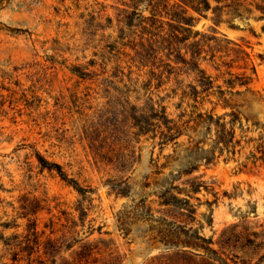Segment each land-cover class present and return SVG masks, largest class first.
<instances>
[{
  "label": "rangeland",
  "instance_id": "374dc122",
  "mask_svg": "<svg viewBox=\"0 0 264 264\" xmlns=\"http://www.w3.org/2000/svg\"><path fill=\"white\" fill-rule=\"evenodd\" d=\"M215 18L0 0V264H264V18Z\"/></svg>",
  "mask_w": 264,
  "mask_h": 264
},
{
  "label": "trees",
  "instance_id": "16d2710c",
  "mask_svg": "<svg viewBox=\"0 0 264 264\" xmlns=\"http://www.w3.org/2000/svg\"><path fill=\"white\" fill-rule=\"evenodd\" d=\"M212 1L215 3V5H213V6H210L209 0H180V2L184 6H189L190 8H193L195 11H203V10L211 9L213 14L217 17V18H215L217 23L220 22L219 21L220 19H218V18L221 17L222 15H226L228 17L227 18L228 22H231L233 20V18L245 19V18L249 17L254 12H257L258 16L260 18H264V0H212ZM173 5H174V7L180 6L178 3H174L171 6H173ZM164 8L167 10L166 7H164ZM185 11H186V9H183L182 13H184ZM165 14L170 16L171 18L177 20L178 22H183V21L185 22V19H183V17H180V15H178L174 11H170V13L165 11ZM167 128L171 129V127H167ZM167 132H169V131H167ZM175 132H176V135H179L181 133L177 129H175ZM227 134H228V132L223 131V128H221L219 130V135H218L219 139L218 140H220V142H222V143H226L227 141H226L225 137ZM161 135H162V138H166L170 134L167 135L166 133L161 132ZM230 137L232 138V135ZM228 141H230V140H228ZM37 158H38V162H39L40 166L45 167V165L43 163L45 161L40 156H38ZM53 166L55 168L59 167L55 163H53ZM46 168L52 169V167H48V166H46ZM199 182H202V181H199ZM200 186H201V184H199V183L195 184L194 182H192L190 184V188H191L190 190L192 192H196L197 190H199ZM165 203H167V202H165ZM200 238L202 241H206V239H204L202 237H200ZM179 243H182L183 245H188L186 243V241H181L179 239H176L175 245H178ZM193 246L203 248L205 251H210V252L214 251V249H212L208 246H204V245L199 244V243H194Z\"/></svg>",
  "mask_w": 264,
  "mask_h": 264
}]
</instances>
